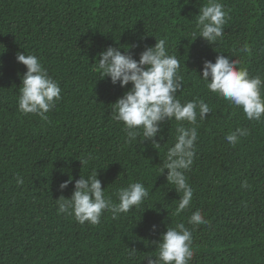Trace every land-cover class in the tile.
Listing matches in <instances>:
<instances>
[{
  "label": "trees",
  "instance_id": "obj_1",
  "mask_svg": "<svg viewBox=\"0 0 264 264\" xmlns=\"http://www.w3.org/2000/svg\"><path fill=\"white\" fill-rule=\"evenodd\" d=\"M220 2L230 19L223 38L210 44L195 39L196 15L208 0H0V264H147L145 257L158 253L151 242L181 222L193 234L190 264H264V116L247 119L199 77L205 60L223 54L264 79V0ZM159 39L180 62L181 102L202 99L212 108L197 119L186 173L193 200L180 215L183 193L167 183V170L159 171L178 123L163 125V139L154 138L158 150L142 135L129 143L112 109L132 85H113L98 68L107 47H130L138 60ZM23 51L37 56L61 88L46 121L18 110L27 69L16 56ZM237 128L249 134L233 146L225 137ZM96 172L114 203L133 182L149 198L115 219L105 211L97 225L59 213L57 199L70 198L76 180ZM197 210L206 225L188 223Z\"/></svg>",
  "mask_w": 264,
  "mask_h": 264
},
{
  "label": "clouds",
  "instance_id": "obj_2",
  "mask_svg": "<svg viewBox=\"0 0 264 264\" xmlns=\"http://www.w3.org/2000/svg\"><path fill=\"white\" fill-rule=\"evenodd\" d=\"M229 19V12L220 0H208L207 4L199 7V14L196 15L198 34L195 39L202 37L210 44H215L223 38ZM16 60L27 69L22 76L18 110L46 121L47 113L61 99V88L37 56L26 55L23 51L17 53ZM98 60L103 78H109L113 85L119 83L122 88L130 83L132 85L115 101L112 109L113 119L123 124L129 143L142 135L143 140H151V146L158 150L161 145L154 138L159 135L163 139V125L172 120L178 123L175 143L167 149L166 159L159 171L163 174L167 170V183L174 185L177 193H183L176 208V215H180L193 200V189L186 173L194 163L196 142L199 139L197 119L199 117V121L203 122L212 108L202 99L182 103L178 98L177 93L183 89L184 78L180 75L179 60L169 54L166 39H159L154 46L146 47L138 60L130 54V47L124 48L123 53L120 47H107L99 53ZM238 64V60L220 54L214 63L204 61L199 77L209 92L242 108L247 119L260 121L264 116V79L259 75L251 76L247 69L239 68ZM183 122L191 127H185ZM248 134L247 129L237 128L225 139L235 146L240 137ZM16 182L22 185L24 179L17 175ZM71 182L72 178L62 182L60 189L67 188ZM241 187L247 188V182H243ZM116 195L118 203L106 195L97 172L88 177L80 176L71 197L61 196L57 199L58 212L74 217L81 225L85 222L97 225L105 211L111 212L115 219L133 208H140L149 198V191L142 183L133 182L120 188ZM188 223L206 225L208 221L197 210ZM151 243L158 246V253L155 257H145L147 264H190L195 254L192 231L182 222L167 227L159 240Z\"/></svg>",
  "mask_w": 264,
  "mask_h": 264
}]
</instances>
